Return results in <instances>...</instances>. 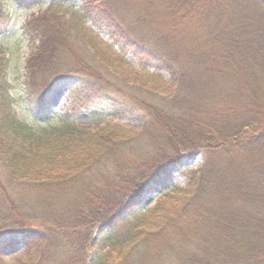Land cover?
I'll return each mask as SVG.
<instances>
[{
    "label": "trees",
    "instance_id": "obj_1",
    "mask_svg": "<svg viewBox=\"0 0 264 264\" xmlns=\"http://www.w3.org/2000/svg\"><path fill=\"white\" fill-rule=\"evenodd\" d=\"M15 1L28 7L43 0ZM46 1L54 7L67 0ZM83 1L87 16L109 30L121 52L139 60L155 84L150 87L147 80L139 87L153 94L137 101L133 92L140 90L132 81L126 103L120 101L114 95L117 87L91 66L102 62L107 67L101 50L116 61L125 62L124 57L99 35L91 34V41L98 40L93 47L72 22L67 28L72 31L66 32L61 22L45 15L23 27L30 53L18 96L9 80L10 48L0 44V258L23 246L32 255L21 264H264V214L251 209L241 214L228 205L223 211L221 203L212 208L207 166L199 176L187 171L194 182L175 198L190 218L186 212L182 219L158 218L122 230L155 188L171 191L167 186L175 175L185 174L187 155L264 143V0H135L136 6L126 0ZM156 1H162L163 19L175 20L169 27L166 20L159 27L157 13L148 15ZM192 19L200 30L207 28L221 51L209 58L210 70L199 67L190 81H183L178 54L181 41L186 46L188 39L178 44L176 24H185L184 34H189ZM10 25L0 1V36ZM85 44L93 48H88L91 60L98 59L65 66L73 49ZM215 76L226 82L225 99L211 82ZM62 90L73 99L68 108L99 104L112 109L113 117L133 100L147 112L151 128L133 131L111 122L90 127L65 119L35 129L19 116L18 97L44 117ZM198 93L213 104L208 115L190 113L189 96ZM151 142L164 151L159 149L156 163L143 165ZM102 163H110L115 174L97 185L88 174ZM66 194L72 195L74 208L48 209L50 201L60 202ZM42 196L47 202L34 206L32 199Z\"/></svg>",
    "mask_w": 264,
    "mask_h": 264
},
{
    "label": "rangeland",
    "instance_id": "obj_2",
    "mask_svg": "<svg viewBox=\"0 0 264 264\" xmlns=\"http://www.w3.org/2000/svg\"><path fill=\"white\" fill-rule=\"evenodd\" d=\"M0 1L4 4V8L11 16L9 31L0 36V44L10 48L11 65L9 69V80L14 86V91L18 96H20L21 93L19 89L20 83L24 81L25 78L26 59L30 53L28 40L24 35L23 27L27 21L45 15H50L53 20L61 22L66 27L64 28L66 32L72 31L67 29L72 22L80 33L89 38L84 40L88 43L91 42L93 47L98 44V40L92 39L91 41V34L99 35L105 44L112 46L115 52L124 57L126 63L123 61H116L113 59L114 57H111L113 55L110 56L107 52H103L101 50L102 48H99V45H97L98 49L101 50V59H99L106 63L107 67H105L102 62V65L96 62L91 66L97 72H101L108 81L117 87L118 91L116 90L117 93L114 95L120 101L126 103L129 97L128 94H131L129 85H131L132 81H136L134 89L136 91L140 90L133 92L136 94L135 98L138 97L137 101H147L153 94L148 92L149 90L139 87L142 81H147L149 78L148 73L143 72L139 60L132 54H123L119 46L114 44L109 30L99 27L91 17L87 16L83 0H67L56 4L54 7L46 0L28 7L23 4H18L15 0ZM126 2L128 5H137V3L135 4V0H126ZM161 5L162 1H156L150 8L148 15L150 14V16H153V14L157 13L155 17L159 27L161 26V22L165 20L166 26L169 27L175 20L173 18L172 20L171 18L166 19L165 16L163 19L162 14L158 11V9H162V7H160ZM75 16L80 17L76 20ZM192 23L193 24L188 28V30H191L189 34H184L183 28L185 24L181 25V22L176 24V33L179 40L178 44L181 39H188L186 46L183 45V40L180 46L177 45L180 50L178 59L183 62L185 69L183 72V81L184 79L190 81L192 76L196 74L195 70L199 69V67L203 68V70H210L211 66L208 63L209 58L215 52L221 51V48H218L219 42L211 38L212 36L208 34L207 28L205 31H202L199 27H196V23L193 19ZM177 46H174L175 52ZM88 48L93 49L90 47V44L88 46L85 44V46H81L78 49H73V55L65 58V66L80 67L87 62L94 63L95 59L98 58L91 60L88 53L91 54L92 52L89 51ZM189 55H191V58H189ZM161 74L165 79H169L167 73L162 72ZM148 81V85L152 87L154 84L153 81ZM211 82L215 87L220 88L221 92L219 94L225 99V91L222 90L225 88L226 82L222 76H215ZM186 86L187 85H184L183 87L185 88ZM183 87L180 88L184 91L185 89H183ZM191 95L189 96V101L191 103V106H189V109H191L190 113L199 116L208 115L209 112L211 113L213 104L208 97L206 98L205 96L204 98L203 94L199 93L198 95ZM18 100L17 110L19 116L24 121L31 123L35 129L47 125H57L65 119L78 125L90 127H102L108 122H111V125L122 126L133 131H143L148 129V127L151 128L147 112L139 106L140 103L137 104L135 101L133 102V100L128 101L129 104L132 103V106L130 107L128 104L129 106L117 112L116 117H113L114 112L112 109L99 104H94L92 107L79 106L76 109L68 108V105L73 99L70 97L67 90L59 91L54 96L51 101V112L44 115V117L37 116L35 108L28 103L26 98L18 97ZM194 102H196V105ZM85 103L87 104L86 100L82 102L84 105ZM79 104L82 105L81 103ZM153 142L149 143V150H146L147 153L145 152L143 155V165H152L156 163V157L159 151L162 150L161 145L157 144L158 142L154 144ZM251 142L254 143L249 146ZM250 143L247 144V147L244 149L238 145L228 151V148L224 146L217 147L215 150L207 152V154L204 152H196L192 153L190 157L187 155L182 167L185 174L181 175L182 172H180L179 175H175L173 183L167 186L171 191L167 192L166 188H155V191L145 199L143 204L138 206L133 214L128 216V224L124 226L122 230L133 231L141 227L144 221L152 222L158 218L164 220L171 217L182 219L183 215L189 211H183L179 208L175 198L180 195L182 188L189 187V185L194 182L190 181V177L186 175L187 171H195L199 176V172H201L203 166H207L206 168L208 169L207 181L209 183V200L211 201L212 208H216L221 203V209H223V211L224 207L227 208L229 206L233 210L239 211L241 214L247 212L248 209H251L254 213L260 212L264 214V143L255 141H250ZM114 174L115 170L110 163H102L90 171L88 175L94 179L97 185H102L105 180L108 181ZM172 185L174 187H172ZM195 185H192V187L197 190L198 184ZM198 195H201L200 191ZM61 198L60 200L62 201L60 202L50 201L48 203V209L61 213L65 211L66 208H74L75 202L71 194H66ZM32 200L33 205L37 206L43 204L46 201V197L42 196V198ZM188 216L190 218L192 214L189 212ZM23 249V246H20L15 252H7L0 258V264H21L22 261H27L32 254L30 255L29 253L23 252ZM35 257L36 255H33V258ZM94 257L95 254L93 255V258Z\"/></svg>",
    "mask_w": 264,
    "mask_h": 264
},
{
    "label": "clouds",
    "instance_id": "obj_3",
    "mask_svg": "<svg viewBox=\"0 0 264 264\" xmlns=\"http://www.w3.org/2000/svg\"><path fill=\"white\" fill-rule=\"evenodd\" d=\"M11 14V13H10Z\"/></svg>",
    "mask_w": 264,
    "mask_h": 264
}]
</instances>
